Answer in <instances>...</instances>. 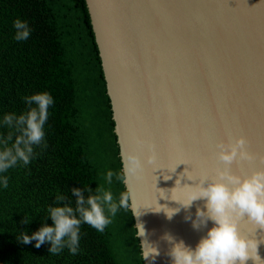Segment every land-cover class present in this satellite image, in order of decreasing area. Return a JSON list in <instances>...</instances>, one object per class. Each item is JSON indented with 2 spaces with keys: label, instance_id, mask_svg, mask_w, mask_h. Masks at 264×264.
I'll return each mask as SVG.
<instances>
[{
  "label": "water",
  "instance_id": "1",
  "mask_svg": "<svg viewBox=\"0 0 264 264\" xmlns=\"http://www.w3.org/2000/svg\"><path fill=\"white\" fill-rule=\"evenodd\" d=\"M84 2L120 171L123 153L137 155L143 167L140 180L122 183L134 229L138 222L145 228L144 237H137L135 229L140 257L149 264L140 246L146 241L160 253L151 264H171L166 234L194 249L213 226L209 221L193 228L204 201L186 210L170 200L182 201L180 186L198 182L183 172L187 169L193 179L211 178L215 167H223L215 159L216 144L239 137L256 158L233 163L231 172L247 176L264 168V0ZM148 144L156 157L152 164L145 162L153 154ZM157 204L179 211L168 219L155 212ZM132 209L142 212L139 220ZM254 227L246 220L239 224L245 236ZM255 238H264V232L256 229ZM257 254L264 261V243Z\"/></svg>",
  "mask_w": 264,
  "mask_h": 264
},
{
  "label": "trees",
  "instance_id": "2",
  "mask_svg": "<svg viewBox=\"0 0 264 264\" xmlns=\"http://www.w3.org/2000/svg\"><path fill=\"white\" fill-rule=\"evenodd\" d=\"M17 18L32 30L25 41L13 38L12 22ZM38 92H47L54 100L45 125L47 146L36 150L38 155L27 167L0 174L9 178L7 189L0 184V264H117L113 228L120 234L128 232L132 253L143 264L129 210L122 209L123 224L113 220L103 233L82 225L81 251L75 256L67 249L52 255L48 243L36 248L35 241L18 240L21 231L31 235L42 222L52 226L50 219H44L45 209L57 192L72 200L71 188L94 189L105 181L109 169L99 171L101 156L93 146L94 136L102 141L101 130L111 140L106 166L120 172L110 105L84 0H0V133L5 131L3 116L22 112V98ZM87 110L89 131L80 125ZM110 186L116 195L125 192L115 177Z\"/></svg>",
  "mask_w": 264,
  "mask_h": 264
},
{
  "label": "clouds",
  "instance_id": "3",
  "mask_svg": "<svg viewBox=\"0 0 264 264\" xmlns=\"http://www.w3.org/2000/svg\"><path fill=\"white\" fill-rule=\"evenodd\" d=\"M12 27L13 38L18 42L27 40L32 31L28 22L19 18L13 20ZM22 100L25 104L22 112L5 114L2 119L5 131L0 133V174L17 167H27L38 155L36 150L47 146L45 125L50 116L49 108L54 104L52 96L47 92H38ZM136 143L143 146L145 142L138 139ZM215 147V159L223 167H215L211 178L205 176L200 179H193L186 169L184 177L198 182L181 187L178 179L183 190V200L170 199L186 210L191 208L193 202L204 201L203 210L199 207L196 209L193 228L206 226L209 221L213 226L194 249L187 247L182 240L177 242L174 237L166 234L163 239L170 245L167 255L171 264H247L249 260L253 264H264L257 254L258 246L264 243V238H255L256 229L264 232V168L252 171L247 176L231 172L230 166L233 163L256 158L247 150V141L243 137L230 143L219 142ZM148 151L153 154L148 155L145 162L152 164L156 159L152 144H148ZM260 161L264 164V157H260ZM121 163L120 172H106L104 180L107 185L112 184L114 177L126 186L142 178L143 167L137 155L123 153ZM8 180L7 175H0V184L5 189L8 188ZM70 192L74 199L70 200L67 195L57 192L52 203L46 207L44 219H50L52 226L42 222V226L31 235L21 231L18 240L24 244L35 241L36 248L48 243V253L52 255H59L67 249L70 255L75 256L81 251L82 225L103 233L113 223L120 209L128 211L130 207L127 192L116 195L103 184L94 189L71 188ZM157 205L155 212H164L168 219L179 211V208ZM132 215L139 220L142 212L132 209ZM243 220L255 226L248 236L240 232L239 224ZM29 222L22 221L25 224ZM135 229L137 237L146 235L142 223L138 222ZM140 246L143 259L148 260L149 264L160 254L156 247L146 241Z\"/></svg>",
  "mask_w": 264,
  "mask_h": 264
},
{
  "label": "rangeland",
  "instance_id": "4",
  "mask_svg": "<svg viewBox=\"0 0 264 264\" xmlns=\"http://www.w3.org/2000/svg\"><path fill=\"white\" fill-rule=\"evenodd\" d=\"M88 113L89 111L87 110L85 112V114L83 115L81 121H80V125L83 128V126L85 127V130L89 129L90 127L87 125L88 124ZM87 130V131H89ZM95 129H91L92 133L95 132ZM101 132V136H102V141L97 142L95 140V136H94V143L93 146H95V151L97 153H99V157L101 156V161H99V171L100 172H104L107 169L110 170V168L108 167V165L106 166V158L110 157V149H111V140L109 139V136L107 135V133H104L102 130ZM100 148V149H98ZM103 184L106 188H110L112 190V192L114 194L117 193V191L112 188L110 185H107L105 181L99 182V185ZM122 209H120L116 215V217L114 218V220H120V222L123 224V221H121V216H122ZM121 230V229H120ZM121 234L113 228L112 230V247H113V251L115 253V258L117 260V264H138L137 260L135 259L133 253H132V249H131V243L130 241H127L128 239V232L126 230H122L120 231ZM116 233H119V235H117Z\"/></svg>",
  "mask_w": 264,
  "mask_h": 264
}]
</instances>
